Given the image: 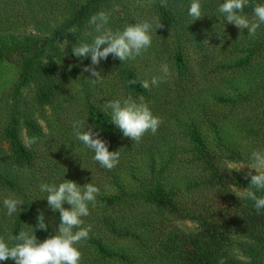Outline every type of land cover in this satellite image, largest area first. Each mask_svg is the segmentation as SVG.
<instances>
[{
    "label": "trees",
    "instance_id": "trees-1",
    "mask_svg": "<svg viewBox=\"0 0 264 264\" xmlns=\"http://www.w3.org/2000/svg\"><path fill=\"white\" fill-rule=\"evenodd\" d=\"M190 3L168 0L165 8L160 0H0V98L7 92L12 98L0 124V238L22 229L35 230L40 241L56 234L59 212L48 207L39 185L66 179L100 190L96 207L89 204L90 214L81 218L91 231L76 245L78 264H264V210L257 214L253 202L232 192L251 187L250 177L227 169L248 161L253 150L264 151V25L249 36L227 24L218 12L223 0H200L204 16L192 21ZM101 10L111 13L112 31L152 17L164 27L152 32L151 47L136 60H101L95 67L102 82L95 84L82 71L90 57L74 56L71 42L64 69L49 55L40 61L47 47L70 29L89 26ZM66 11L70 17L52 26L50 36L14 30L19 23L48 24ZM244 12L251 17L252 7ZM81 41L91 36L76 43ZM164 64L170 75L158 85L130 84L162 76ZM32 80L42 82L31 105L51 111L46 132L30 112L17 109L27 103L21 91ZM128 95L143 96L161 119L157 132L140 142L124 137L105 110L110 100ZM80 119L99 131L109 151H119L114 169L102 167L76 138L73 121ZM20 127L37 142L26 146ZM11 193L25 202L8 216L2 201ZM41 214L46 230L36 227ZM182 221L194 225L183 228Z\"/></svg>",
    "mask_w": 264,
    "mask_h": 264
},
{
    "label": "clouds",
    "instance_id": "clouds-1",
    "mask_svg": "<svg viewBox=\"0 0 264 264\" xmlns=\"http://www.w3.org/2000/svg\"><path fill=\"white\" fill-rule=\"evenodd\" d=\"M163 7H168V0H160ZM252 7V16L245 14L244 9ZM227 24H232L240 31L247 29L249 36H255L257 29L264 25V3L252 4L251 0H223L218 7ZM188 15L195 21L204 16L200 0H191ZM111 13L99 11L90 16L88 24L92 31L88 33L91 41L75 43L72 53L84 59L90 57L91 63L84 65L82 71L90 73L93 84L102 82V75L95 66L101 60H107L109 55L118 58L121 62L134 61L142 56L151 47L152 32L162 29L164 24L159 17H152L127 24L123 30L112 31L107 27ZM74 33V30L70 31ZM94 33V34H93ZM64 41H67L65 39ZM103 46V47H102ZM162 76L148 80H133L130 84L139 82L144 89L165 80L170 75L167 64L161 66ZM110 109V122L115 125L124 137L134 142H140L142 137L151 132L155 134L161 119L154 116L144 97L138 99L132 95L120 99L110 100L105 105V110ZM87 119L73 121V131L76 138L88 149L94 152L93 159L102 167L112 170L119 163V151H109L108 142L100 138L99 131H94L92 125L87 124ZM38 138L31 137L26 146L37 142ZM247 165L245 179L250 177L249 185L244 189L232 191L240 200L253 202L257 214L264 210V151L253 150L249 160L238 165H229L228 171L240 172ZM83 167V166H82ZM253 169L255 174H253ZM39 190L46 195L48 207L53 212H59V226L56 234L40 241L33 232L20 230L17 234L9 235L7 240L0 238V261L12 260L15 264H78L81 253L76 247L81 241L89 238L91 225L82 227V217L90 214L89 204L94 208L97 205L99 188L93 183H88L81 188L72 180H64L57 184L42 182ZM24 200L14 193L6 196L2 203L7 210V215L12 216L21 209ZM65 202L70 205L64 207ZM37 228L46 230L48 225L43 214L38 216Z\"/></svg>",
    "mask_w": 264,
    "mask_h": 264
},
{
    "label": "rangeland",
    "instance_id": "rangeland-1",
    "mask_svg": "<svg viewBox=\"0 0 264 264\" xmlns=\"http://www.w3.org/2000/svg\"><path fill=\"white\" fill-rule=\"evenodd\" d=\"M69 11H66L64 14H59L58 16L53 17L48 24H37V23H19L15 25L14 30L17 33L20 34H27V35H33L36 34L38 36H41V38H44L46 36H50L51 32V27L52 26H58L65 22L66 19L70 17ZM3 19L0 18V22H2ZM47 22V21H46ZM88 24V23H87ZM89 25V24H88ZM1 26V25H0ZM74 30L73 32H70ZM89 31H91V26H86L85 28H72L69 30L68 33H66L65 37L61 38L60 41H57L55 44H51V47H47L46 51L40 56V61L42 63H46L48 61V57H45L46 55H49L51 59L55 62V65L60 67V68H65L66 66L70 65L71 58H70V53L68 50V43L71 42L75 44L80 36H83L84 34H88ZM67 39V41H64ZM12 58L15 60V62H23L22 58L18 59L16 56L12 55ZM80 65L82 64V61L79 62ZM19 65V63H18ZM41 72L37 74L38 78L40 77ZM39 82L41 83L42 80H32L30 85L27 87H24L22 89V95L26 99L27 103L26 104H18V111L20 112H30L33 117L36 119V121L44 127L43 131H47L45 129L46 125V118L50 116V109L47 107H44L45 110L42 109H37L34 106H32V99L31 97L33 96L35 90H37V87L39 86ZM12 102V98H10L8 92L3 94V96L0 98V124L3 122H6L8 119V107ZM24 108H27L24 110ZM20 121H22V114H20ZM21 129V137L24 142H28L29 135L27 134V131L25 128L20 127ZM240 163H229V165H238ZM248 168L247 165L240 171L241 173L247 172ZM254 171V169H253ZM241 189V188H240ZM181 227L183 228H190L194 224L188 221H182L180 222Z\"/></svg>",
    "mask_w": 264,
    "mask_h": 264
}]
</instances>
